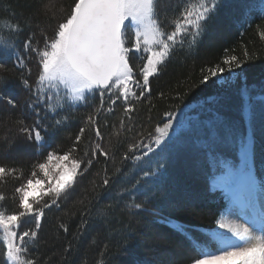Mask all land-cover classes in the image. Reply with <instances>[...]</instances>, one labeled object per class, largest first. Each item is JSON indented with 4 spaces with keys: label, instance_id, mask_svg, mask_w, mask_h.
<instances>
[{
    "label": "snow or ice",
    "instance_id": "obj_1",
    "mask_svg": "<svg viewBox=\"0 0 264 264\" xmlns=\"http://www.w3.org/2000/svg\"><path fill=\"white\" fill-rule=\"evenodd\" d=\"M260 3L264 5V0ZM222 4L223 0H196L194 4L185 0L184 6L165 24L166 13L175 7L170 0H73L51 35L41 30L37 39L36 33L29 31L22 48L18 39L0 36V55L11 56L16 68H26V60L34 56L38 67L35 80H20L21 87L30 93L22 103L15 95L0 91V161L19 159L18 155H12L18 141L36 156L43 157L42 161L32 164L27 175L22 168L0 162V182L7 183L9 178L17 182L11 196L14 207H4L9 197L0 192V244L5 249L4 264H42L38 257H23L28 255V246L38 241L46 213L61 210L94 161L99 162L101 156L105 160L113 159L114 154L106 150L101 132V112L111 114L117 102H122L123 118L120 128L113 133L119 136L124 120H132L135 102L151 94L150 79L159 74L186 42L189 47L197 45ZM260 15L264 19V7ZM12 31L18 35L24 31V25L18 22ZM260 36L264 38V31ZM133 57L142 61V65H135ZM245 57L250 59L247 52ZM245 62L233 55L223 61L226 67L217 64L201 68L200 84L223 79L225 73L228 77L238 76ZM0 71H7L5 64L0 63ZM28 74L30 77L31 69ZM6 83L5 77L0 76V87ZM97 94L100 106L80 122L82 126L72 146L62 154L56 150L45 151L52 148L56 133L70 126L74 109L79 106L77 102L87 107L89 96ZM106 95L108 106L105 108ZM184 108L177 106L165 111L164 119L154 126L153 132L128 144L122 158L138 163L150 156L166 158L184 136L181 119ZM131 127L127 130L131 131ZM86 131L94 134L95 139L90 141L83 156L74 155ZM253 155L254 139L249 136L241 142L239 163H224L218 174L212 176V187L223 191L229 207L216 219L211 232L201 234L207 239L200 240L191 231L178 230L196 253L189 264H264V182L258 183L256 179ZM163 169L164 164L158 160L155 170L143 171L132 190L143 180L156 179ZM120 171L116 169V174ZM112 180L106 172L103 186H109ZM151 200L150 196L139 202L133 199L127 207L133 214L147 212ZM228 216L244 223L227 219ZM29 221L32 227L25 229L23 225ZM61 228L68 230L66 225ZM70 249L71 245L66 251Z\"/></svg>",
    "mask_w": 264,
    "mask_h": 264
},
{
    "label": "trees",
    "instance_id": "obj_2",
    "mask_svg": "<svg viewBox=\"0 0 264 264\" xmlns=\"http://www.w3.org/2000/svg\"><path fill=\"white\" fill-rule=\"evenodd\" d=\"M184 2L170 0L175 7L166 13L165 24L184 6ZM195 2L189 0V3ZM72 3L73 0H0V36L18 39L22 48L29 31L35 32L37 39L41 30L51 35L55 24ZM262 7L260 0H223L222 7L208 22L197 45L189 47L186 42L183 49L175 51L159 74L150 79L151 94L135 102L132 120H124V129L119 136L113 133L120 128L123 118L122 102H117L111 114L101 112V132L106 150L114 154L113 159L105 160L101 156L99 162L94 161L61 210L46 213L38 241L28 246V255L23 258L38 257L42 264H189V259L196 253L178 230L191 231L200 240L207 239L201 234L214 229L216 219L228 207V202L221 192H217L210 203L192 208L177 204L173 188L184 180L178 172L182 160L199 167L202 179L209 186L212 176L218 174L224 163H239L241 142L251 136L254 139V173L264 181ZM18 22L24 25V31L17 35L12 28ZM245 52L250 59L245 57ZM233 55L246 61L243 72L231 77L225 73L223 79L200 84L201 68L217 64L226 67L223 61ZM0 63L7 69L0 71V76L7 81L0 91L15 95L22 103L30 93L21 87L20 80L36 79L35 57L26 60V68H16L11 56L0 55ZM133 63L142 65L136 57H133ZM28 69H31L30 77ZM104 101L106 108L107 95ZM77 104L70 126L58 131L51 141L52 148L45 151L56 150L62 154L72 146L74 136L82 126L80 122L100 106L99 95L89 96L87 107ZM185 105L188 107L184 108ZM177 106L184 108L185 115L181 118L184 136L166 158L150 156L140 163L122 158L128 144L153 132L154 126L164 119L162 114ZM28 114L31 117V113ZM51 119L50 116L49 122ZM129 125H132L131 131L127 130ZM94 139V134L86 131L74 155L83 156ZM24 149H27L26 145L18 141L12 155H18L19 159L0 162L22 168L27 175L32 164L42 161L43 157L24 152ZM158 160L164 164L158 177L143 180L137 189L132 190L143 171L155 170ZM116 169L121 170L119 174ZM106 172L113 177L107 187L102 184ZM16 183L12 178L7 183L0 182V192L9 197L5 208L14 207L11 196ZM145 196L152 197L151 203L147 204L149 211L133 214L127 205L133 199L139 202ZM61 225H66L67 232ZM23 227H32V222ZM69 245L71 249L66 251ZM167 249L176 258H165ZM4 251V245L0 244V264H4Z\"/></svg>",
    "mask_w": 264,
    "mask_h": 264
},
{
    "label": "rangeland",
    "instance_id": "obj_3",
    "mask_svg": "<svg viewBox=\"0 0 264 264\" xmlns=\"http://www.w3.org/2000/svg\"><path fill=\"white\" fill-rule=\"evenodd\" d=\"M233 79L234 78H232V81ZM23 151L28 152L29 150L24 149ZM182 161L183 165L180 164L181 167L179 168L178 172L180 174V177L184 180L180 184L178 183V185L173 188L177 204L192 208L198 204H205V202L210 203L212 199L218 195L217 192H221L224 195L221 189L212 187L213 182H211L209 186L206 185V181L202 179L203 174L201 173L199 167H195V164H191L189 161V163L185 162V159H183ZM36 187L39 188L40 186ZM33 194L38 193L34 192ZM221 214L219 218H221ZM226 218L230 220H238V218L234 216H228ZM238 222L244 223L243 220H238ZM212 230H205L204 232L208 233ZM197 237L199 238V236ZM164 255L165 258L167 257V259L170 260L176 258V255L171 254L169 249L166 250V253H164Z\"/></svg>",
    "mask_w": 264,
    "mask_h": 264
}]
</instances>
